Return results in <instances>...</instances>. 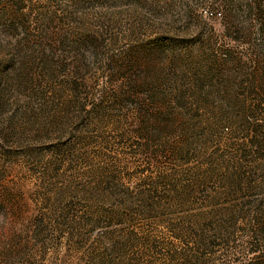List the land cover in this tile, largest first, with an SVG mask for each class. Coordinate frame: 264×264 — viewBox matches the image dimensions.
Wrapping results in <instances>:
<instances>
[{
  "label": "rangeland",
  "instance_id": "1",
  "mask_svg": "<svg viewBox=\"0 0 264 264\" xmlns=\"http://www.w3.org/2000/svg\"><path fill=\"white\" fill-rule=\"evenodd\" d=\"M0 264H264V0H0Z\"/></svg>",
  "mask_w": 264,
  "mask_h": 264
}]
</instances>
